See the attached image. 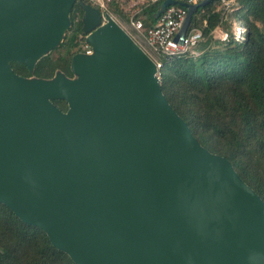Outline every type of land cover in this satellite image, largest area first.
Here are the masks:
<instances>
[{
    "label": "water",
    "instance_id": "95a60500",
    "mask_svg": "<svg viewBox=\"0 0 264 264\" xmlns=\"http://www.w3.org/2000/svg\"><path fill=\"white\" fill-rule=\"evenodd\" d=\"M75 1L0 0V202L77 264H264V201L200 144L111 16L84 5L93 52L74 55V78L11 67L62 41ZM210 1L182 3L181 41Z\"/></svg>",
    "mask_w": 264,
    "mask_h": 264
},
{
    "label": "trees",
    "instance_id": "16d2710c",
    "mask_svg": "<svg viewBox=\"0 0 264 264\" xmlns=\"http://www.w3.org/2000/svg\"><path fill=\"white\" fill-rule=\"evenodd\" d=\"M162 1L142 12L146 26L156 21ZM221 1L199 6L193 14L188 31L203 32L199 55H160L161 87L200 144L229 159L264 201V0H236L237 8L230 12L220 8ZM84 5L94 6L91 0L75 1L58 45L33 68L12 60L14 71L28 78L52 79L59 72L74 78L71 62L83 52L87 34ZM235 21L245 28L243 34H236ZM217 28L226 32L225 40L214 35ZM53 102L67 111L66 100ZM0 264L77 263L54 246L44 229L24 222L0 202Z\"/></svg>",
    "mask_w": 264,
    "mask_h": 264
},
{
    "label": "built area",
    "instance_id": "2783aa9c",
    "mask_svg": "<svg viewBox=\"0 0 264 264\" xmlns=\"http://www.w3.org/2000/svg\"><path fill=\"white\" fill-rule=\"evenodd\" d=\"M160 1L162 0H91L101 12V23H106L109 15L120 25L119 19L110 13L111 6L115 5L130 25L144 36L146 43L158 55H198L200 53L198 44L203 38L202 30L193 28L187 31L182 41L178 37V33L186 20L188 12V9L182 3L198 4L204 0H176V3L168 6L152 25L146 26L142 18V12ZM237 28L239 29V27ZM82 48L84 53L90 54L93 52L91 44L87 41L82 45ZM148 55L152 57L151 54ZM152 59L157 64V75L161 78L162 63L159 59L154 57Z\"/></svg>",
    "mask_w": 264,
    "mask_h": 264
},
{
    "label": "rangeland",
    "instance_id": "374dc122",
    "mask_svg": "<svg viewBox=\"0 0 264 264\" xmlns=\"http://www.w3.org/2000/svg\"><path fill=\"white\" fill-rule=\"evenodd\" d=\"M220 8H224L227 12H230L234 9L237 8V3L236 0H228V1H221L220 4ZM110 13L119 19L120 25L125 29V31L131 36L133 37V39L139 44V46H141V48H143L148 54H151L152 57H154L155 59H160V55H158L156 52H154L148 45V43H146L144 36L141 35L139 32H137L131 25L130 23L123 17V13L120 10H113L110 9ZM204 23L206 24V20L204 21ZM234 27H235V32L236 34H239V29L242 27V34L245 30V28L243 26H241L239 24V22L235 21L234 22ZM240 28H236L239 27ZM62 32H65V29L62 30ZM214 35H216V37L221 38L222 40H225L227 38V34L226 32H223L220 28L215 29L214 31ZM200 54V53H199ZM198 54V55H199Z\"/></svg>",
    "mask_w": 264,
    "mask_h": 264
},
{
    "label": "bare ground",
    "instance_id": "6f19581e",
    "mask_svg": "<svg viewBox=\"0 0 264 264\" xmlns=\"http://www.w3.org/2000/svg\"><path fill=\"white\" fill-rule=\"evenodd\" d=\"M236 28H237V26H236ZM239 28H240V25H239ZM240 31L239 32H241L242 31V27L239 29ZM239 35V34H238Z\"/></svg>",
    "mask_w": 264,
    "mask_h": 264
}]
</instances>
